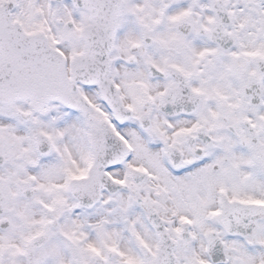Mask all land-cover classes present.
<instances>
[{
  "label": "snow or ice",
  "instance_id": "1",
  "mask_svg": "<svg viewBox=\"0 0 264 264\" xmlns=\"http://www.w3.org/2000/svg\"><path fill=\"white\" fill-rule=\"evenodd\" d=\"M0 264H264V0H0Z\"/></svg>",
  "mask_w": 264,
  "mask_h": 264
}]
</instances>
